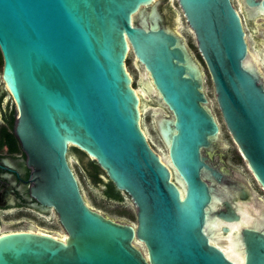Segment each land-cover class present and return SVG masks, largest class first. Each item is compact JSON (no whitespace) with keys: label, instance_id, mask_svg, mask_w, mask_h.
<instances>
[{"label":"water","instance_id":"1","mask_svg":"<svg viewBox=\"0 0 264 264\" xmlns=\"http://www.w3.org/2000/svg\"><path fill=\"white\" fill-rule=\"evenodd\" d=\"M157 1L0 0L1 79L29 169L22 175L18 157L0 155V206L26 202L18 179H27L31 205L51 209L62 230L25 222L0 231V264H234L225 237L240 223L239 209L256 221L233 233L240 264H264V213L256 215L252 193L218 187L220 168L202 154L218 137L202 74L181 37L160 24ZM174 1L222 124L264 192V80L238 11L230 0ZM240 6L247 22L264 21V0ZM259 46L263 64L264 42ZM128 53L161 109L153 112L167 161L140 129L144 103L124 67ZM69 148L93 160L128 197L134 224L112 221L85 203ZM216 203L223 209L214 210ZM208 216L220 222L215 241L205 231Z\"/></svg>","mask_w":264,"mask_h":264},{"label":"rangeland","instance_id":"2","mask_svg":"<svg viewBox=\"0 0 264 264\" xmlns=\"http://www.w3.org/2000/svg\"><path fill=\"white\" fill-rule=\"evenodd\" d=\"M166 1H168L166 6ZM232 6L238 11V13L241 16L242 19V26L245 33V40L247 43L248 50L250 52V55L252 56V62L257 66V70L262 76L264 80V63L259 64L257 62L258 56L254 52V49L257 47L256 43L258 41H264V31L257 26L258 23L255 21L252 22V25L254 26V29L256 30V33H252L250 28L247 26L246 20L243 17L242 10L240 8V3L238 0H230ZM156 9L158 13L160 14V24L162 26L168 27L172 29L176 34H178L184 45L186 46L188 52L190 53V56L192 55V61L198 66L200 69L203 80H204V93L207 96L208 99V107L210 108L211 112L213 110V103L214 99L212 96V87L211 83L208 77V74L206 72V69L204 67V64L201 62L197 55V51L195 49L194 40L189 32V30L186 27V24L180 14L179 9L177 8V5L174 0H158L155 3ZM176 22L175 24L173 22ZM264 59V57H263ZM124 67L126 72L128 73L130 79H131V88L134 89L136 92L139 100L144 103V105L140 109V129L142 130L143 134L145 135V138L149 145L152 147V149L156 150L163 158H166V148L163 144V141L161 140L160 136L158 135L157 126L155 124L156 117L154 115L153 111L161 110L159 108H156L150 104H146V102L149 101L146 93L140 86V80L142 76L139 74L134 59L130 53L127 54L126 59L124 61ZM163 114H167L165 111H163ZM220 143L222 144V149H219L218 145H213L214 151L212 154L208 155L209 158L211 156H216V159L219 161L217 166L220 168L222 172L227 176L230 180H240L241 185L248 187V189L252 192L254 195L255 201H253V205H257L262 209H259L260 212L264 213V192H262L256 183L254 182L253 178L251 177V174L245 167V163L242 159H239L237 154L234 151V146L229 140L227 133L224 130H221L219 135ZM218 149V150H217ZM223 156V158H222ZM82 157V154H77L73 151V149H70L68 152V164L76 178V181L78 183V187L80 189V192L82 194V197L85 201V203L94 211L98 212L102 216L118 222V223H125V224H134L135 218H134V208L128 199L127 196H125L123 193L120 192V195L122 197L120 202L113 201L110 199H107L103 194V187L102 185L95 186L91 183L90 179L87 175H85L83 170V164L79 161V158ZM222 159V161H221ZM91 160V159H89ZM237 178V179H236ZM102 180L105 182L104 176H102ZM243 182V184H242ZM245 183V184H244ZM222 187V186H221ZM220 188V187H219ZM256 215L260 214L258 210H255ZM22 215H0V228L1 225L7 222L15 221L18 217L25 218L27 220L32 221L39 229L45 231V232H54L57 234H62V230L60 226L58 225V222L56 221V218L53 215H50V218L41 219L37 217L35 214L24 211V213H21ZM255 219H251L250 222H243L241 224L244 225V223L248 224H256ZM210 227V226H209ZM211 236L216 237V235L211 234ZM232 253L233 255H237L238 251L234 249Z\"/></svg>","mask_w":264,"mask_h":264},{"label":"flooded vegetation","instance_id":"3","mask_svg":"<svg viewBox=\"0 0 264 264\" xmlns=\"http://www.w3.org/2000/svg\"><path fill=\"white\" fill-rule=\"evenodd\" d=\"M231 2V1H230ZM238 2L240 3V0H238ZM167 3L168 1H166V6H167ZM176 3V2H175ZM178 8V7H177ZM241 8V6H240ZM239 14V13H238ZM242 14H243V17L245 18L244 16V13L242 11ZM240 16V14H239ZM240 19H241V16H240ZM246 20V18H245ZM256 22L258 23V21H260V23L257 24V26L259 28H261L263 31H264V21L261 20V19H256V20H253L251 21L250 23L247 22L246 20V23H247V26L250 28L251 32L252 33H256V30L254 29V26L252 25V22ZM241 22H242V19H241ZM187 27V26H186ZM243 28V26H242ZM188 29V28H187ZM244 31V30H243ZM259 42H264V41H258L256 44V48L254 49V52L256 50H259L261 47L259 46ZM195 45V44H194ZM196 49V48H195ZM197 51V50H196ZM256 53V52H255ZM197 55L199 57V59L201 60L198 52H197ZM133 57V56H132ZM192 57V55H191ZM264 57V55H263ZM193 58V57H192ZM191 58V59H192ZM134 59V58H133ZM135 62V60H134ZM202 62V60H201ZM203 63V62H202ZM135 66L139 72V74L141 75V72L140 70L138 69L137 65H136V62H135ZM1 71H2V57H1V54H0V155H6V156H13V157H18V160H19V164H20V168H21V172H22V175H25V176H28L29 174V169L26 167V164H25V158H24V155L23 153L21 152V150L19 149L18 147V144H17V141L13 135V132H12V128H10V123H11V120H12V117H13V123H14V120L16 118V113H15V109H14V104H13V100L11 98V95L10 93L8 92L7 88L5 87L2 79H1ZM202 74V73H201ZM142 76V75H141ZM209 77V76H208ZM144 77L141 78L140 80V86H141V81ZM202 80H203V76H202ZM210 80V79H209ZM211 83V82H210ZM203 86H204V80H203ZM212 87V86H211ZM142 88V86H141ZM143 89V88H142ZM144 90V89H143ZM145 92V90H144ZM146 93V92H145ZM205 94V93H204ZM147 95V94H146ZM206 96V94H205ZM212 96H213V91H212ZM149 101L146 102V104H150L152 106H154L153 104V98H150L148 95H147ZM207 98V96H206ZM213 99H214V96H213ZM142 103V102H141ZM209 104V102H208ZM213 110H212V115L214 117V120L218 126V137L216 139L215 142H212L211 144V147L210 149H207V150H203L202 151V154L203 156L206 158V160L209 162L210 165L214 166V167H217V164H218V160L216 159V156H211V158L208 157V155L212 154V152L214 151L213 148V145H218L219 149H222V144L219 142L220 139H219V135H220V132L221 130H225L223 124H222V121H221V118H220V115H219V112H218V109L216 107V104H215V101L213 103ZM210 109V108H209ZM211 111V110H210ZM13 127V125H12ZM227 133V132H226ZM10 134L13 135V138L15 140V144L16 145V150L14 152H11L10 151V147H11V136ZM227 136L229 138V140L231 141L228 133H227ZM232 143V141H231ZM233 144V143H232ZM233 146L235 147V145L233 144ZM152 148V147H151ZM70 149H73V148H69ZM68 150V152H69ZM154 150V149H153ZM218 150V149H217ZM156 151V150H155ZM234 151L235 153L237 154V156L239 157V159H242V157L240 156L239 152L237 151L236 147L234 148ZM157 152V151H156ZM77 153V152H75ZM81 152H78L77 154H80ZM82 154V157L79 158V161L81 162V164H83V170H84V173L85 175H87L86 172H90V169L88 167V163L90 161H93V160H87V161H83L84 159V154ZM223 158V156H222ZM224 159V158H223ZM222 161V159H221ZM245 163V162H244ZM246 167V165H245ZM247 169V168H246ZM248 170V169H247ZM222 176L221 178V182L220 184L218 185V187L222 188V187H231L232 188V193L237 195L238 194V190H242V191H245V192H250L252 193L248 187H246V184L245 186H242L241 185V181L240 180H230L227 178V176L224 174V172H222L221 170H219V172ZM88 176V175H87ZM252 177V176H251ZM89 178V177H88ZM253 178V177H252ZM237 179V178H236ZM254 180V179H253ZM26 181L27 179H18V182H19V185L21 187V190H22V193L24 195V198H25V201L26 202H22V203H16V204H9V205H3V206H0V215H22L21 213H24V211H28V212H31L33 214H35L37 217L41 218V219H45V218H50V215H53L55 217V214L53 213V211L49 208H45V209H41L39 210V205H31L32 203V199L29 197L28 195V185L26 184ZM255 182V181H254ZM256 183V182H255ZM243 184V182H242ZM257 185V184H256ZM222 186V187H221ZM258 186V185H257ZM259 188V187H258ZM260 189V188H259ZM261 190V189H260ZM262 191V190H261ZM263 192V191H262ZM249 193V194H250ZM254 196V195H253ZM249 200V198H248ZM248 200H239V199H236V202L234 201V203L236 205H242L243 207H248ZM254 201H255V198H254ZM253 205V204H252ZM255 206V205H253ZM257 206V205H256ZM223 209V207L220 206V204L216 203V206L214 207V210H217V209ZM261 209V208H260ZM259 210V209H258ZM261 213V212H259ZM260 214H258L259 216ZM56 218V217H55ZM57 221V220H56ZM30 223L34 226H36L32 221L30 220H27L23 217L21 218H17L15 221H11V222H7V223H4L1 225V228H0V231H4V230H9L14 227H18V226H21L23 225V223ZM217 224L218 222L215 221V228L217 227ZM37 227V226H36ZM38 228V227H37ZM218 237V236H217ZM213 238L216 239V237L213 236Z\"/></svg>","mask_w":264,"mask_h":264},{"label":"bare ground","instance_id":"4","mask_svg":"<svg viewBox=\"0 0 264 264\" xmlns=\"http://www.w3.org/2000/svg\"><path fill=\"white\" fill-rule=\"evenodd\" d=\"M259 12L261 13V10ZM134 93L136 94L135 91H134ZM166 147H167V145H166ZM165 160L167 161V159H165ZM176 180L179 183V181H178L177 178H176ZM239 215H240V219H241L240 223H236V224L230 225V227H229L230 228V234L225 237V239L227 241V246L224 249V252H225V255L227 256L228 259L234 260V264H240L241 263V261H242V254H241V250L239 248L238 241L235 240V237H234L233 233L238 231V229L240 228V226H241V224L243 222H250L251 219H252L250 216H248L246 214V212L244 210L242 211L241 209H239ZM215 221L218 222L216 228H215ZM219 226H220V222L219 221L214 220V219H212V218H210L208 216V219L205 222V231H206V233L207 232L209 233V236L214 233V235H216V237H217L218 234H219ZM242 226H255L256 227V224H252L251 225V224H248V223L247 224L244 223V225H242ZM212 240L215 241L217 239H214L213 238ZM234 249H236L238 251L237 255H233L232 254V253H234L233 252Z\"/></svg>","mask_w":264,"mask_h":264},{"label":"trees","instance_id":"5","mask_svg":"<svg viewBox=\"0 0 264 264\" xmlns=\"http://www.w3.org/2000/svg\"><path fill=\"white\" fill-rule=\"evenodd\" d=\"M12 125H13V117H12V120H11V123H10V128H12ZM11 136V147H10V151L11 152H14L16 150V145L15 144V140L13 138V135L10 134ZM73 151L74 152H79L77 149L73 148ZM88 167L90 169V172H86L91 183L95 186H98V185H102L103 187V194L104 196L107 198V199H110V200H113V201H117V202H120L122 197L120 195V192L119 191H116L114 189V187L112 186V184L108 181H103L102 180V176H104L103 172L98 168V166L95 164L94 161H90L88 163Z\"/></svg>","mask_w":264,"mask_h":264}]
</instances>
